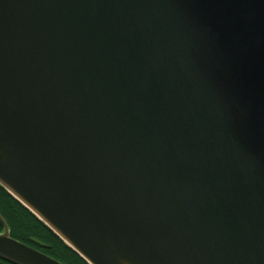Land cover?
Listing matches in <instances>:
<instances>
[{
  "label": "water",
  "instance_id": "1",
  "mask_svg": "<svg viewBox=\"0 0 264 264\" xmlns=\"http://www.w3.org/2000/svg\"><path fill=\"white\" fill-rule=\"evenodd\" d=\"M0 187L87 264H264V0H0Z\"/></svg>",
  "mask_w": 264,
  "mask_h": 264
},
{
  "label": "trees",
  "instance_id": "2",
  "mask_svg": "<svg viewBox=\"0 0 264 264\" xmlns=\"http://www.w3.org/2000/svg\"><path fill=\"white\" fill-rule=\"evenodd\" d=\"M0 215L4 218L11 237L23 242L29 237H38L49 244L46 252L55 255L56 260L65 264H86L62 241H60L46 226L34 215L26 210L17 201L12 199L0 187ZM2 224L0 222V231ZM0 264H12L0 259Z\"/></svg>",
  "mask_w": 264,
  "mask_h": 264
},
{
  "label": "flooded vegetation",
  "instance_id": "3",
  "mask_svg": "<svg viewBox=\"0 0 264 264\" xmlns=\"http://www.w3.org/2000/svg\"><path fill=\"white\" fill-rule=\"evenodd\" d=\"M23 243L26 244V245H28L29 247H31L33 249H36L38 251L43 252L44 254H46L49 257H56L55 255H51V254H49V253L46 252V249L49 248V244L46 243L44 240L38 238V237H29L28 238V241H23Z\"/></svg>",
  "mask_w": 264,
  "mask_h": 264
}]
</instances>
